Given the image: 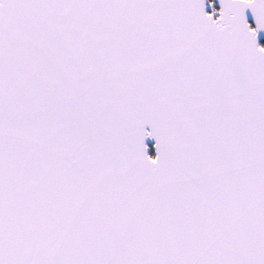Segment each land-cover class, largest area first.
Listing matches in <instances>:
<instances>
[{"label": "snow or ice", "instance_id": "snow-or-ice-1", "mask_svg": "<svg viewBox=\"0 0 264 264\" xmlns=\"http://www.w3.org/2000/svg\"><path fill=\"white\" fill-rule=\"evenodd\" d=\"M212 3L0 0V264H264V0Z\"/></svg>", "mask_w": 264, "mask_h": 264}, {"label": "water", "instance_id": "water-1", "mask_svg": "<svg viewBox=\"0 0 264 264\" xmlns=\"http://www.w3.org/2000/svg\"><path fill=\"white\" fill-rule=\"evenodd\" d=\"M214 7L215 8L217 7V10L222 7L220 0H215ZM206 11H209V12L213 11L212 0H206ZM216 15H219L218 11L216 12ZM247 17H248L249 22H251L253 26H255V18L250 9L247 11ZM258 39H259V43L261 44V41L264 40V30L260 31ZM148 127L150 129V125ZM146 143L148 145V154L150 156L155 157L157 155L156 139L154 137H148L146 139ZM152 152H153V155H152Z\"/></svg>", "mask_w": 264, "mask_h": 264}, {"label": "flooded vegetation", "instance_id": "flooded-vegetation-1", "mask_svg": "<svg viewBox=\"0 0 264 264\" xmlns=\"http://www.w3.org/2000/svg\"><path fill=\"white\" fill-rule=\"evenodd\" d=\"M215 9H217V7ZM261 45H264V40L261 41Z\"/></svg>", "mask_w": 264, "mask_h": 264}, {"label": "rangeland", "instance_id": "rangeland-1", "mask_svg": "<svg viewBox=\"0 0 264 264\" xmlns=\"http://www.w3.org/2000/svg\"><path fill=\"white\" fill-rule=\"evenodd\" d=\"M152 155H153V152H152Z\"/></svg>", "mask_w": 264, "mask_h": 264}]
</instances>
